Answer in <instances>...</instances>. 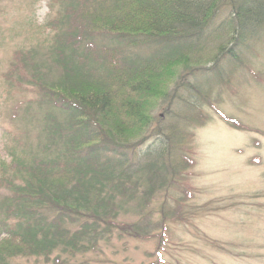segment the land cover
I'll list each match as a JSON object with an SVG mask.
<instances>
[{
	"label": "trees",
	"instance_id": "trees-1",
	"mask_svg": "<svg viewBox=\"0 0 264 264\" xmlns=\"http://www.w3.org/2000/svg\"><path fill=\"white\" fill-rule=\"evenodd\" d=\"M78 7L67 30L73 45L96 36L116 46L88 44L86 55L73 46L69 58L57 48L65 73L51 84L38 80L43 101L64 121L47 111L38 155L11 162V175L3 169L0 187L9 196L0 202V264L21 257L59 264L60 255L95 252L116 234L146 237L141 229L116 221L119 212L140 188L148 195L142 206L168 182L182 190L193 160L185 143H171L175 136L187 140L188 130L204 119L190 103L195 86L179 87L181 107L192 115L170 112L164 129L150 110L162 97L165 103L166 83L177 77L186 51L224 30L231 47H219L217 54L237 59L235 47L264 31V0H80ZM136 49L148 53L129 56ZM214 60L210 70L193 76L207 92L220 78ZM58 81L62 95L56 92Z\"/></svg>",
	"mask_w": 264,
	"mask_h": 264
},
{
	"label": "rangeland",
	"instance_id": "rangeland-1",
	"mask_svg": "<svg viewBox=\"0 0 264 264\" xmlns=\"http://www.w3.org/2000/svg\"><path fill=\"white\" fill-rule=\"evenodd\" d=\"M79 3L0 0V176L5 175L3 169L10 173L16 159L28 162L38 155L45 143L47 111L64 121L61 113L43 101L37 86L38 80L51 84L65 73L55 50H64L69 58L73 46L79 55L88 44L116 46L96 36L73 45L75 38L67 30L69 20L80 10ZM230 39L222 30L207 37L200 48L185 50L177 77L166 83L165 103L162 97L150 110L162 120L164 129L170 112L179 117L192 115V110L181 107L179 96L184 90L179 87L195 86L190 103L204 119L188 130L187 140L175 136L171 143L174 147L185 143L193 160L183 192L168 182L142 206L148 195L140 188L116 221L141 229L146 237L116 234L109 242H101L95 252L74 258L60 255L64 264H264V31L235 47L237 59L219 57L217 49H229ZM147 53L146 49L128 52L131 57ZM172 56L182 55L174 52ZM215 58L220 78L210 82L207 92L193 76L210 70ZM59 83L63 82L55 84L60 88L56 92L61 94ZM181 110L185 114L179 115ZM178 122L176 118L174 124ZM148 144L149 139L144 146ZM6 196L9 192L0 187V202ZM9 263L55 264L40 257Z\"/></svg>",
	"mask_w": 264,
	"mask_h": 264
}]
</instances>
